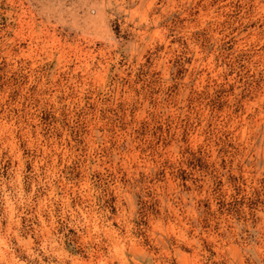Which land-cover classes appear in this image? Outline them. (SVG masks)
<instances>
[{
	"label": "rangeland",
	"instance_id": "rangeland-1",
	"mask_svg": "<svg viewBox=\"0 0 264 264\" xmlns=\"http://www.w3.org/2000/svg\"><path fill=\"white\" fill-rule=\"evenodd\" d=\"M0 264H264V0H0Z\"/></svg>",
	"mask_w": 264,
	"mask_h": 264
}]
</instances>
